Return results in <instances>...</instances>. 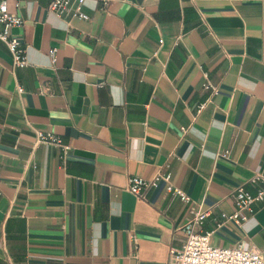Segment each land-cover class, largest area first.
Wrapping results in <instances>:
<instances>
[{"label":"crops","instance_id":"1","mask_svg":"<svg viewBox=\"0 0 264 264\" xmlns=\"http://www.w3.org/2000/svg\"><path fill=\"white\" fill-rule=\"evenodd\" d=\"M51 2L10 30L25 67L0 41V264H167L190 232L264 256V200L221 219L264 191V0H85L69 22ZM158 173L189 201L127 190Z\"/></svg>","mask_w":264,"mask_h":264},{"label":"built area","instance_id":"2","mask_svg":"<svg viewBox=\"0 0 264 264\" xmlns=\"http://www.w3.org/2000/svg\"><path fill=\"white\" fill-rule=\"evenodd\" d=\"M24 0H0V41L3 42L12 57L14 68L26 66L24 50L19 48V43L11 37L10 30L16 26H22L24 20L19 15ZM85 0H52L48 10L56 17L69 22L73 19L87 20L88 16L83 12ZM55 50H50L49 57L52 64H55ZM19 93L21 88L17 89ZM36 143H49L66 151L61 142L51 135L42 133L36 134ZM66 153V152H65ZM228 154L229 152H224ZM160 181L166 183L165 191L172 196H179L183 201L189 199L178 189L173 187L169 175L156 174L150 179L131 177L128 180L127 190L137 197L158 186ZM236 210L231 215L221 214L224 222L232 221L236 224H243L249 220L255 202L261 203L264 200V191L255 196L248 192L238 190L234 195ZM188 225L195 227L209 215L201 205H194L188 210ZM167 264H264V256L255 247L221 248L213 246L208 233L201 234L190 232L180 250H171L168 255Z\"/></svg>","mask_w":264,"mask_h":264}]
</instances>
